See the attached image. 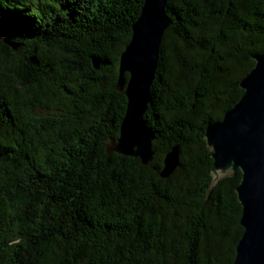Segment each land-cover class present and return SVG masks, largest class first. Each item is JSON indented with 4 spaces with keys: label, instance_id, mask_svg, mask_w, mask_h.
I'll use <instances>...</instances> for the list:
<instances>
[{
    "label": "trees",
    "instance_id": "1",
    "mask_svg": "<svg viewBox=\"0 0 264 264\" xmlns=\"http://www.w3.org/2000/svg\"><path fill=\"white\" fill-rule=\"evenodd\" d=\"M142 3L0 0V264H232L241 173L211 186L204 134L264 53V0L166 1L146 164L112 149Z\"/></svg>",
    "mask_w": 264,
    "mask_h": 264
},
{
    "label": "water",
    "instance_id": "2",
    "mask_svg": "<svg viewBox=\"0 0 264 264\" xmlns=\"http://www.w3.org/2000/svg\"><path fill=\"white\" fill-rule=\"evenodd\" d=\"M167 0H143L140 13L131 25V37L120 55L116 89L124 88L126 107L119 134L112 149L135 156L146 164L152 160L153 132L143 115L150 99V85L157 67L158 46L169 25ZM4 43L15 48L7 39ZM253 67L242 77L240 98L220 120L205 128L204 140L211 151V186L238 169L235 188L241 205L242 234L232 264H264V53L254 56ZM128 73L125 81L123 75ZM178 165V148L163 157L161 177Z\"/></svg>",
    "mask_w": 264,
    "mask_h": 264
}]
</instances>
